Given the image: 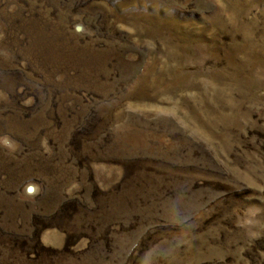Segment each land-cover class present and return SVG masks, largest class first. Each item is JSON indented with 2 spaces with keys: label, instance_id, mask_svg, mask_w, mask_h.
I'll return each instance as SVG.
<instances>
[{
  "label": "rangeland",
  "instance_id": "rangeland-1",
  "mask_svg": "<svg viewBox=\"0 0 264 264\" xmlns=\"http://www.w3.org/2000/svg\"><path fill=\"white\" fill-rule=\"evenodd\" d=\"M4 137L0 264H264V0H0Z\"/></svg>",
  "mask_w": 264,
  "mask_h": 264
},
{
  "label": "clouds",
  "instance_id": "clouds-1",
  "mask_svg": "<svg viewBox=\"0 0 264 264\" xmlns=\"http://www.w3.org/2000/svg\"><path fill=\"white\" fill-rule=\"evenodd\" d=\"M0 143L4 144L5 146H10V141L7 137L0 138Z\"/></svg>",
  "mask_w": 264,
  "mask_h": 264
},
{
  "label": "water",
  "instance_id": "water-1",
  "mask_svg": "<svg viewBox=\"0 0 264 264\" xmlns=\"http://www.w3.org/2000/svg\"><path fill=\"white\" fill-rule=\"evenodd\" d=\"M32 189V188H31Z\"/></svg>",
  "mask_w": 264,
  "mask_h": 264
}]
</instances>
